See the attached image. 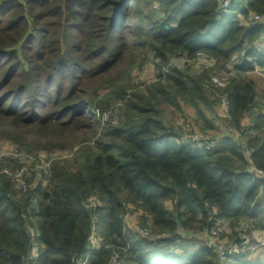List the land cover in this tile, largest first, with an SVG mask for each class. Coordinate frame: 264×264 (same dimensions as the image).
Here are the masks:
<instances>
[{
  "label": "trees",
  "instance_id": "1",
  "mask_svg": "<svg viewBox=\"0 0 264 264\" xmlns=\"http://www.w3.org/2000/svg\"><path fill=\"white\" fill-rule=\"evenodd\" d=\"M237 1L221 15L220 0H0V140L35 156L43 150L50 160L46 185L33 191L18 190L0 172V264H25L22 214L31 197L42 252L29 264H73L86 250L93 214L83 201L91 194L102 203L97 230L106 247L89 264H112L115 253L120 264H217L190 229L217 225L222 241L237 244L242 234L264 233V178L250 172L251 164L264 168V89L246 76L255 66L264 69V47L257 46L264 27L240 19L264 14V0ZM199 52L209 64H194L203 68L198 73L169 65ZM148 53L157 69L168 64L170 71L126 98V76ZM221 70L219 88L209 76ZM222 100L223 120L242 141L225 128L216 150L185 144L162 117L164 105L183 103L210 128L203 108L219 113L214 106ZM117 103L115 124L102 127L95 108ZM55 150L71 155L52 156ZM128 204L168 236L126 234ZM224 264H264V255L242 250Z\"/></svg>",
  "mask_w": 264,
  "mask_h": 264
},
{
  "label": "built area",
  "instance_id": "2",
  "mask_svg": "<svg viewBox=\"0 0 264 264\" xmlns=\"http://www.w3.org/2000/svg\"><path fill=\"white\" fill-rule=\"evenodd\" d=\"M220 9L219 13L227 14L230 12V0H220ZM243 21H245L244 24H261L264 26V22H261L260 16L256 14H249L247 18H245ZM154 58L155 57H150ZM169 65H181L183 66L185 64H196V65H204L209 64V58L203 54V53H197V55L190 59L186 56H178L174 57L169 60ZM168 66V64H167ZM209 66H212L210 64ZM255 70H258V67L255 66ZM167 72L164 71V75ZM222 74V70L219 71ZM213 74L211 76V81L215 84H218L220 79L214 76ZM223 77V75H222ZM224 80V77H223ZM217 82V83H216ZM220 85V84H218ZM227 105V106H226ZM227 108L228 103L226 100H223L219 105V110L222 112V116H227ZM224 112V113H223ZM225 114V115H224ZM230 132H235L233 128L228 129ZM232 135V133H230ZM185 144L197 146L204 148L207 151L216 150L219 148L218 140L211 139L205 135H203L199 130L192 129L191 134H188L186 138L181 140ZM249 153V152H248ZM247 153V154H248ZM61 155L63 157H67V154H59L54 153L52 156H58ZM250 156V155H249ZM6 162L9 163L8 165H2L0 166V172L2 174H5L9 177L11 182L15 184L18 190L27 192L28 190H34L37 186L44 187L47 183L48 176L50 175V160L47 158L46 153L41 154L37 156H31L27 155L22 151L17 150L13 146H6L0 150V163ZM255 166L253 164L250 165V172L256 176V177H264V169H257L258 167L254 168ZM83 205L86 209L91 210L93 214V221L91 225V230L88 236V244L86 247V250L78 255H76L75 260L73 264H89V258L91 255L100 250L102 247H106V245H103V240L100 238L97 227L95 228V213L98 206H100V203H98V198L96 197V194L89 195L84 201ZM26 213L22 214V218L24 221V230L26 233V252L23 254V260L25 264H29V262L36 261L42 252V246L40 244L39 238L41 235V230L37 226V222L32 218V213H37V200L35 197H31L30 199V205L26 209ZM133 211H140L144 213L141 209H135L134 206L131 204H128L126 212L123 215V222H124V230L125 227L127 230L131 231L136 235V237H142L147 238L149 240H155L158 241L161 238H166L168 234L166 232H157L152 227L150 216L146 214L148 221L145 224H142L141 221H137V219H130L132 217L131 213H135ZM145 214V213H144ZM129 215L131 216L130 218ZM127 216V217H126ZM139 219V217H138ZM97 220V215H96ZM138 224V225H137ZM184 227H179V232L182 234L185 232ZM192 235L196 232L192 231V229L189 230V233ZM203 235L205 238L204 245L213 252L217 258L218 262L217 264H224L227 257L229 255H232L234 253H238L243 248H246V243L248 242L249 238H247L245 235L242 234V237L244 240L241 242V244H237L234 242H228L222 241L219 237V228L216 226L207 228L206 231H203ZM186 236V235H185ZM256 242H258L259 245L264 244V233L261 232L260 236L256 237ZM128 246V244H127ZM177 248V247H175ZM112 264H120L118 262V254H114L112 257Z\"/></svg>",
  "mask_w": 264,
  "mask_h": 264
},
{
  "label": "rangeland",
  "instance_id": "3",
  "mask_svg": "<svg viewBox=\"0 0 264 264\" xmlns=\"http://www.w3.org/2000/svg\"><path fill=\"white\" fill-rule=\"evenodd\" d=\"M234 1H235L234 3L238 2L237 0H234ZM230 6H231V2H230ZM248 14H256V15H258L261 18V22H264V14L255 13V12H252V11H250ZM240 19L242 20V23H245V21H243V17L240 16ZM262 27H264V26H262ZM260 44H261L262 47H264V40H262L261 42H258L257 46L259 48H260ZM151 56L154 57V55L152 53H148V54H146V56L142 55L141 56V57H143L142 63L140 65L136 64L133 68L130 69V71L128 73V76H126V79L129 80V84H130V86L126 90V98L131 96L132 92H143V90L147 86H149V85H151L153 83H156L158 81H164L166 73H168L170 71V66L169 65L168 66H161L160 70L157 69V66H156L157 65V61L154 58H150ZM235 62H236V60L231 61L226 67V69L230 70V73H233L232 70H234L233 69V65H234ZM137 63H138V61H137ZM183 69H185V72H187L189 74H195V73L200 72L201 69H203V68H201V67H197L196 68V66L193 63H190V64H185ZM166 70H167V72L164 75V71H166ZM214 73H212L209 76V80H211V76ZM214 76L220 79V81L218 83L220 85H218V84H216V85H218L219 88H222V86H224L225 78L223 80L222 74L220 72L216 73ZM246 76H247V78L253 80L256 83V85H257L259 90L264 89V71H262V69H258V70L254 69V70H252L250 72H247ZM90 80L91 79L86 80L87 85L85 87L90 88V87H93L95 85L94 81L93 80L90 81ZM70 82H71V78L69 76L67 78V86L70 84ZM108 91H109L108 88L104 89V90H101L100 94L98 96V99L103 98L105 96V93L108 92ZM220 103L221 102H219L216 106H214L217 110H219V104ZM121 104L122 103L114 104V106H112L110 109L105 110L103 112H100V110L98 108H95V115L97 117H100V122H101L100 124H101L102 127L105 124L110 123V122L115 124V121H116L115 116H116V113H117V109H118L119 105H121ZM113 108H114V110H113ZM203 111L206 113L207 118L211 119L212 123H211L210 128L204 127L202 122H201V120L197 118V114H196L195 110L192 109V107L187 106L186 104H183V103H180V108L179 109L174 107V106H172V105H169V104L164 105L162 117H163V119L165 121V124L167 126H169V128H171V130L175 129V131L178 134L177 138L179 140H183L184 138L187 137L188 134H191V130L193 128L196 129V130H199L203 135H205V136H207V137H209L211 139H216L219 136L221 138L222 133L223 132L225 133V131L223 130V132H220L218 126H219V124H223V129L226 128V131H227L228 134L232 133V136L234 138H236L237 140L242 141L240 139L242 137V135H240L239 132L238 133H236V132H230L229 133L228 129L232 128V127H229L231 125H227L226 124V122L223 120L224 116L221 115L222 113L220 111H219L220 114L219 113H215L214 110H209L208 108H203ZM225 118H227V117H225ZM249 121L250 120L247 117L246 121H244L242 124L243 125L247 124V123H249ZM96 136L97 135H95L94 137H96ZM6 146L7 147L8 146H13L17 150L21 151L16 145L11 143L10 141H8V140H5V141L4 140H0V150L2 148L6 147ZM39 153L44 154L45 152L43 150H38V152H36V156L39 155ZM56 153L67 154L66 155L67 157H69L71 155L68 150L66 152H63V150L60 151V152L56 151ZM25 154L31 155V156L35 155L34 153H29V154L25 153ZM0 166H2L1 163H0ZM8 166H10V165H8ZM256 167L257 166H255L254 168H256ZM257 169H259V167ZM261 169H264V168H261ZM256 178H258V177H256ZM259 178L261 179V178H264V177H259ZM96 197L98 198V203H100V205H101L102 203H101L99 197L98 196H96ZM133 212H135V213H131L132 217L129 215L128 218L131 217L130 219H133V220L137 219V221H141L142 224H145L148 221V218H147L146 214H144V213H142L140 211H138V212L137 211H133ZM31 216L37 222V218H36V215H35L34 212L32 213ZM138 217H139V219H138ZM250 226H249V228H250ZM96 227H98V226H97L96 213H95V228ZM125 229H126L125 232L127 234L128 230H127L126 227H125ZM250 229H252V233L251 234L253 236L254 228H250ZM203 234H204L203 231H199V232L194 233L192 235V237L195 238L196 241L198 240V241L204 242L203 238H205V237H204ZM255 234H257V232H255ZM256 241H257V239H255V238L253 239V237H250L248 242L245 244L246 248L242 249L243 251L249 250V257H251V258H255L256 256H259V255H264V244L259 245L258 242H256ZM242 250H240V251H242ZM118 257H119L118 258V260H119L120 259V255L119 254H118Z\"/></svg>",
  "mask_w": 264,
  "mask_h": 264
},
{
  "label": "crops",
  "instance_id": "4",
  "mask_svg": "<svg viewBox=\"0 0 264 264\" xmlns=\"http://www.w3.org/2000/svg\"><path fill=\"white\" fill-rule=\"evenodd\" d=\"M196 68H197V67H196ZM218 127H219L220 132H223V130H224V129H223V124H219ZM223 133H224V132H223ZM223 133H222V135H223Z\"/></svg>",
  "mask_w": 264,
  "mask_h": 264
},
{
  "label": "water",
  "instance_id": "5",
  "mask_svg": "<svg viewBox=\"0 0 264 264\" xmlns=\"http://www.w3.org/2000/svg\"><path fill=\"white\" fill-rule=\"evenodd\" d=\"M262 71H264V69H262Z\"/></svg>",
  "mask_w": 264,
  "mask_h": 264
}]
</instances>
